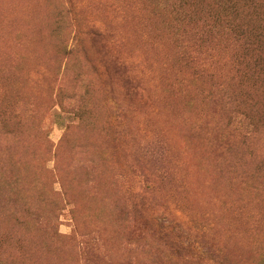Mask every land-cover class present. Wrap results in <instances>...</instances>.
Returning <instances> with one entry per match:
<instances>
[{
    "label": "rangeland",
    "instance_id": "obj_1",
    "mask_svg": "<svg viewBox=\"0 0 264 264\" xmlns=\"http://www.w3.org/2000/svg\"><path fill=\"white\" fill-rule=\"evenodd\" d=\"M229 5L0 0V264H264V88L180 56Z\"/></svg>",
    "mask_w": 264,
    "mask_h": 264
},
{
    "label": "trees",
    "instance_id": "obj_2",
    "mask_svg": "<svg viewBox=\"0 0 264 264\" xmlns=\"http://www.w3.org/2000/svg\"><path fill=\"white\" fill-rule=\"evenodd\" d=\"M229 2L226 15H218L217 18L208 17L207 23L214 24L208 26L198 36L184 40L186 47L180 46L182 59L201 73L213 72L211 71L213 63L214 65L222 63L221 68L225 72L223 64L227 62L230 67L229 76L219 67V71L220 69L222 71L219 73L220 78L226 80L222 84V92L214 91L221 100L226 96L231 98L235 90L243 87V83L248 80L264 88V23L261 17L264 0H229ZM239 14H243L242 21H254L252 18L255 17L260 23L250 28L249 24L241 22ZM217 49H220L222 54ZM213 75H217V72Z\"/></svg>",
    "mask_w": 264,
    "mask_h": 264
}]
</instances>
